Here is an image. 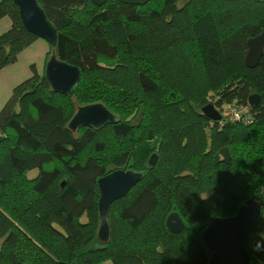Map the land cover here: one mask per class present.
<instances>
[{"label":"trees","instance_id":"trees-1","mask_svg":"<svg viewBox=\"0 0 264 264\" xmlns=\"http://www.w3.org/2000/svg\"><path fill=\"white\" fill-rule=\"evenodd\" d=\"M38 1L57 29L51 55L77 65L80 83L56 92L33 65L0 109V264H209L205 230L248 199L263 212L247 250L264 264V55L246 63L264 0ZM4 17L0 69L39 38L14 0H0ZM73 98L119 122L71 129ZM246 108L248 121L226 114ZM117 169L142 177L111 205L104 242L99 179Z\"/></svg>","mask_w":264,"mask_h":264},{"label":"water","instance_id":"water-1","mask_svg":"<svg viewBox=\"0 0 264 264\" xmlns=\"http://www.w3.org/2000/svg\"><path fill=\"white\" fill-rule=\"evenodd\" d=\"M19 6L22 22L26 28L56 44L57 29L48 19L38 0H14ZM99 3L108 0H96ZM127 4L145 5L150 0H119ZM264 55V30L249 40V50L246 63L250 67L258 64ZM45 74L51 83L52 89L67 96H72L80 83V68L58 58L52 54L46 64ZM261 97L258 94L250 96V103L258 105ZM203 112L212 120L222 119L221 112L213 103L203 108ZM119 122V117L101 102L81 106L70 122V127L76 130L82 126L102 128L108 124ZM154 159V156L152 157ZM151 159L152 162H155ZM141 173L133 170L117 169L99 179L101 196L99 199L100 226L98 236L107 242L110 239V225L108 214L111 205L125 196L140 180ZM263 206L259 200L248 199L239 209V212L230 217L215 218L204 232V241L212 250L209 264H253L247 250L250 234L258 218L262 215ZM168 225L175 232L184 228V222L174 212L168 217Z\"/></svg>","mask_w":264,"mask_h":264},{"label":"rangeland","instance_id":"rangeland-1","mask_svg":"<svg viewBox=\"0 0 264 264\" xmlns=\"http://www.w3.org/2000/svg\"><path fill=\"white\" fill-rule=\"evenodd\" d=\"M8 20L10 21L9 25L7 24ZM4 24L7 25L4 26ZM10 26H11V19L9 17H6V19L1 20L0 33L6 31L8 28H10ZM51 49H52L51 43H49L46 39L39 37L20 53L18 60L15 63H12L4 67L3 69H0V109L5 105L7 100L12 95L15 86L34 74L32 67L33 65L37 67L38 71L41 74H44L46 64L49 61L50 57L52 56ZM132 98H136V96L132 95L131 99ZM137 99L138 98H136L135 100ZM126 101H128V105H132L133 103V101L131 100L130 102V99L128 98H126ZM71 103L74 104L75 107L72 108ZM76 103L78 104L76 98L66 101V104L71 109L70 110L71 116L72 114L74 116L81 106L87 105L84 104L77 107ZM135 107L137 108V106ZM226 112L228 116L233 115L231 114L229 109H227ZM236 113L239 114L240 116H236L235 119H242V117H245V119L247 118L246 111L245 114H242L241 111H237ZM1 242H2V238H0V245ZM249 242H250V238H249Z\"/></svg>","mask_w":264,"mask_h":264},{"label":"built area","instance_id":"built-area-1","mask_svg":"<svg viewBox=\"0 0 264 264\" xmlns=\"http://www.w3.org/2000/svg\"><path fill=\"white\" fill-rule=\"evenodd\" d=\"M229 111H230V110H229ZM245 111H249V110L246 109ZM230 112H231V111H230ZM226 114H227V112H226ZM231 114H233L235 117L238 116V114L236 113V111L231 112ZM233 115H230V116L232 117ZM249 117H250V119H251V116H248V115H247V118H248V119H249ZM247 118H246V119H247ZM248 119H247V121H248Z\"/></svg>","mask_w":264,"mask_h":264},{"label":"crops","instance_id":"crops-1","mask_svg":"<svg viewBox=\"0 0 264 264\" xmlns=\"http://www.w3.org/2000/svg\"><path fill=\"white\" fill-rule=\"evenodd\" d=\"M3 19H6V17L2 18L1 20H3ZM1 20H0V21H1ZM7 24H8V25L10 24V21H9V20H8ZM7 24H4V26L7 25Z\"/></svg>","mask_w":264,"mask_h":264}]
</instances>
